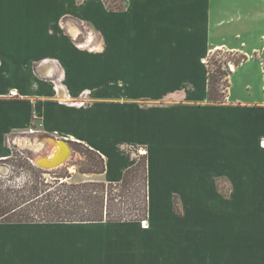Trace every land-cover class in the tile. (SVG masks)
I'll return each instance as SVG.
<instances>
[{
  "label": "crops",
  "instance_id": "0c3cea01",
  "mask_svg": "<svg viewBox=\"0 0 264 264\" xmlns=\"http://www.w3.org/2000/svg\"><path fill=\"white\" fill-rule=\"evenodd\" d=\"M72 1L0 0V160L46 132L103 156L85 181L117 183L144 149L148 217L0 222V264H264V0ZM217 49L249 55L224 103Z\"/></svg>",
  "mask_w": 264,
  "mask_h": 264
},
{
  "label": "trees",
  "instance_id": "16d2710c",
  "mask_svg": "<svg viewBox=\"0 0 264 264\" xmlns=\"http://www.w3.org/2000/svg\"><path fill=\"white\" fill-rule=\"evenodd\" d=\"M107 7L109 10L120 11L125 9L126 4L113 7L108 3ZM220 52H223V50L217 49L207 60L209 68L208 100L212 103L226 102L231 85L229 75L232 73V69L222 70L221 63L217 71L219 74L222 73L226 80L223 90L220 91V88L217 87V84L220 83V77L215 75L212 64H217L218 60H215L214 56ZM226 52L238 55L231 61L235 65H240L249 58V55L244 53ZM257 57L261 59L264 67V49L262 56L257 55ZM87 148L92 156L88 161V170L85 172L104 173L106 164L103 156L98 151ZM13 157L14 155L2 160H10ZM147 158L146 154L141 155L136 164L127 168L122 181L117 183L97 182V180L82 183L68 182L69 174H59L51 181L40 176L35 180L26 181L22 184L14 183L11 186H2L0 187V222H119L144 220L148 217L149 210ZM175 205L178 210V203L176 202Z\"/></svg>",
  "mask_w": 264,
  "mask_h": 264
},
{
  "label": "rangeland",
  "instance_id": "374dc122",
  "mask_svg": "<svg viewBox=\"0 0 264 264\" xmlns=\"http://www.w3.org/2000/svg\"><path fill=\"white\" fill-rule=\"evenodd\" d=\"M104 1L106 5L109 3L113 7H117V5L123 6L124 4L127 3L126 2L127 0H104ZM69 8L75 14L80 12L85 13L87 10V7L86 6L84 7L82 5V2H80L79 0L70 2ZM67 24L73 28H76L77 32L73 33L72 35L75 36V39L77 40L78 43H81V40L93 41L96 39L95 37H93L92 29L88 24L84 22L75 21V19L71 21H67ZM236 56L238 55L227 53L226 51L220 52L219 54L214 56V59L218 60V62L217 64H212V68L215 71L214 72L215 75L220 77V83L217 84V87L220 88V91L224 89V82L226 80V77L223 76L222 73L219 74L217 70L220 68L221 63H222V70H228L230 68L232 69L235 64L232 63L231 61L234 60ZM21 140L24 141L25 148L31 150L32 149L40 150L39 154H45L48 157L52 155V152H49L48 149L42 147L40 144L36 142V140H31L30 138L28 140V136L21 138ZM19 145L21 144H18V146ZM71 147L73 151L69 160L67 161L66 164L61 165L57 168H54L55 164H51V165L41 164L40 166H38L28 158V153H22L20 149L14 148L15 153L12 154L14 155L13 159L0 160V187L2 186L7 187V185L11 186L14 183L22 184L26 181L28 182L35 180L40 176L45 177V179L51 181L53 178H55L56 175L69 174L70 177L67 179L68 182H79V183L85 182V180L88 179L89 176H95L94 173L85 172L88 170V161L92 156L88 148L80 143H75V142H71ZM25 160L27 161V163H25L26 162Z\"/></svg>",
  "mask_w": 264,
  "mask_h": 264
},
{
  "label": "bare ground",
  "instance_id": "6f19581e",
  "mask_svg": "<svg viewBox=\"0 0 264 264\" xmlns=\"http://www.w3.org/2000/svg\"><path fill=\"white\" fill-rule=\"evenodd\" d=\"M37 141L43 144V147H45V149H48L49 152H52V155L49 157L46 156L45 154H40L36 157V159H40L39 166L41 164H45V165L55 164L54 168H57L61 165L66 164L70 158V154L72 155V149L69 143L66 144V143L61 142L59 144H56L55 146L52 140H50L49 142H46L45 139H41V140L38 139ZM69 147H70V150H69ZM54 168H51V169H54Z\"/></svg>",
  "mask_w": 264,
  "mask_h": 264
},
{
  "label": "water",
  "instance_id": "95a60500",
  "mask_svg": "<svg viewBox=\"0 0 264 264\" xmlns=\"http://www.w3.org/2000/svg\"><path fill=\"white\" fill-rule=\"evenodd\" d=\"M32 134H36L35 136H37V138L39 140L45 139L46 142H49L50 140H52L54 142L55 146H56V144H59L61 142L66 143V144L69 143L70 146H71V143L68 140H65L63 138H60V137H57V136H54V135H51V134H46V132H40L39 133L38 131H33ZM71 149H72V147H71ZM69 150H70V147H69ZM72 151H73V149H72ZM38 155H40V154H37L35 151H31V152L28 153V158L31 161H33L36 165L39 166L40 159H36V157ZM70 156H71V154H70Z\"/></svg>",
  "mask_w": 264,
  "mask_h": 264
},
{
  "label": "built area",
  "instance_id": "2783aa9c",
  "mask_svg": "<svg viewBox=\"0 0 264 264\" xmlns=\"http://www.w3.org/2000/svg\"><path fill=\"white\" fill-rule=\"evenodd\" d=\"M140 153H141V155H143V154L146 153V151H144V149H141V150H140Z\"/></svg>",
  "mask_w": 264,
  "mask_h": 264
}]
</instances>
